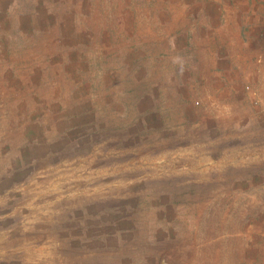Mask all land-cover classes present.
Masks as SVG:
<instances>
[{
	"label": "rangeland",
	"instance_id": "374dc122",
	"mask_svg": "<svg viewBox=\"0 0 264 264\" xmlns=\"http://www.w3.org/2000/svg\"><path fill=\"white\" fill-rule=\"evenodd\" d=\"M74 1L0 0V264H264V80L157 79L120 30L76 48Z\"/></svg>",
	"mask_w": 264,
	"mask_h": 264
},
{
	"label": "crops",
	"instance_id": "0c3cea01",
	"mask_svg": "<svg viewBox=\"0 0 264 264\" xmlns=\"http://www.w3.org/2000/svg\"><path fill=\"white\" fill-rule=\"evenodd\" d=\"M52 1L35 0L38 7L46 10L43 16L50 25L55 22ZM93 1L92 10L85 0H76L63 13L67 16L71 6L69 16L77 18L76 22L71 19L80 39L76 48L84 49L92 38L99 40L103 37L100 33L120 30L125 35L119 41L130 52L131 47L146 57L151 55L149 44L154 46L152 55L162 65L157 68L152 64L150 68L157 79L164 77L165 59H170L174 65L167 71L180 78L182 86L189 90L191 80L204 79L215 92L229 97L231 91H239L244 79L253 83L264 80V0H134L118 22H114L118 13L112 14L114 20L108 18L101 4ZM84 15L99 18V22L83 24ZM31 26L38 28V23ZM62 26L64 29L66 24ZM89 31L94 32L93 37ZM106 37L103 42L114 47L117 41ZM187 89L184 95L189 94Z\"/></svg>",
	"mask_w": 264,
	"mask_h": 264
}]
</instances>
